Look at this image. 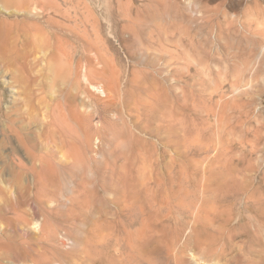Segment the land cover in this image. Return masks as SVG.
Wrapping results in <instances>:
<instances>
[{
	"label": "rangeland",
	"instance_id": "rangeland-1",
	"mask_svg": "<svg viewBox=\"0 0 264 264\" xmlns=\"http://www.w3.org/2000/svg\"><path fill=\"white\" fill-rule=\"evenodd\" d=\"M112 81L124 98L122 120L91 98L105 97L101 86ZM52 101L62 103L63 115L73 104L86 111L93 139L111 119L119 148L133 154L139 198L147 196L145 181L155 188L147 194L158 203L148 208L166 214L160 200L167 198L179 219L187 215L195 225L197 216L196 227L215 234L221 253L195 264H264V0H0V238L20 246L40 233V217L29 213L37 180L7 126L32 150H53L44 125ZM69 114L66 122L78 130ZM7 153L24 168L9 165ZM158 183L177 190L161 192ZM65 190L60 184L58 195ZM114 193L102 192L111 218L119 209ZM15 207L34 222L20 226L26 231L15 226ZM146 210H137L139 223ZM90 228L58 225L55 244L65 238L63 247L56 244L65 260L81 264L73 249L84 248L77 241L91 236ZM148 232L139 240L154 235ZM93 238L89 244L101 248ZM0 262L30 264L16 252Z\"/></svg>",
	"mask_w": 264,
	"mask_h": 264
},
{
	"label": "bare ground",
	"instance_id": "bare-ground-1",
	"mask_svg": "<svg viewBox=\"0 0 264 264\" xmlns=\"http://www.w3.org/2000/svg\"><path fill=\"white\" fill-rule=\"evenodd\" d=\"M91 63L93 65V61ZM93 69L95 70V68ZM103 72L100 71V75H103ZM92 82L93 81L90 80L89 84L94 87L95 85ZM117 84V82L115 83L112 81L104 86L102 85L101 92H103L105 97L91 98L94 104L99 106L101 110L109 111V114L111 113L115 118L122 120V114H124V98L120 97L121 89L119 90ZM97 88L98 87L95 86L93 89ZM71 99L73 100V98L70 97V100ZM75 99L74 103L78 100ZM79 103L81 102L79 101ZM51 105L49 114L46 113L47 120L44 125L51 133L50 137L52 144L50 148H53V150L48 148H44L42 151L32 150L28 146L29 144L27 145L26 142H24L19 130L10 125L7 126L11 138L12 136L15 137L17 144L24 147L25 155L29 161L26 168L37 180L32 196L29 197V204L31 205V212L29 213L32 217L39 216L41 222H39L40 233L38 232L39 234H37V236L34 235L35 237L33 238L30 236L32 240L29 237V240L26 238V243L28 245H23L21 243L23 246H20V244L18 245L16 242L12 243L6 241V234L4 238H0V260L6 259V252L10 254L16 252L19 257L24 258L30 264H54L53 262H55V264H77L76 261L65 260L68 255H66V253L64 254V252L62 253L57 248L59 243L60 245L62 244L63 247L65 243L64 237L60 236L61 238H59L60 240L57 242L58 246L56 245L57 243L55 244V240L58 238L56 237V235H58V225L64 221H72L76 223L77 226L81 225V227L88 224L89 227H91L89 233L92 232V238L99 237V241L102 243V247L98 249L94 247L93 244H89L91 242L90 235H88L89 237L86 236V239L77 235V238L79 236L77 242L81 245L83 244L84 248H74L73 256H76L81 264H195L196 262L198 263V260L204 259V257H214L221 253V251H217L218 245L216 248L215 234H208L206 231L196 227L198 222L197 216L192 220V222L196 224L190 225L191 222L187 219V215L179 219L173 214L172 200L166 197V199L160 200V203L167 208L166 214H162L157 208L155 210L153 208L149 209L148 207H152L153 204L157 202V198L154 203L153 196L147 194H153V192H155V188L150 182L145 181L146 188L144 190L147 192L145 199L139 198L138 191L140 190L136 191L137 189L135 187L137 179H135L134 174L131 173L133 154L130 151H124L119 148L117 140L118 133L111 119L107 121L109 128L107 129V126L103 127L104 129L98 132L99 135H96L98 137H94L95 139H93V133L88 131L85 127L86 119L88 120V113L86 111L79 110L80 108L79 106V109L77 108V104L71 106V111L75 116V122H77L78 125L77 130V127L74 129L70 126L71 123L66 122L68 121L66 120L68 116L66 117L65 115L69 114L71 111L63 115L61 111L63 105L60 101H54ZM66 106H69V104ZM82 106L85 107V103H82ZM161 115L163 116V114ZM121 124L124 123L122 122ZM97 142L100 143L97 144ZM6 151L9 150L6 149ZM10 153H7L9 165L13 168L16 167L15 169H17V167L23 169L25 165L21 162V159L12 158ZM59 153L62 154L59 155ZM98 155H100L99 158H97ZM102 155L106 157V161L101 158ZM62 160H64L65 163H63ZM78 161H84V164L78 165ZM88 171L93 172L94 176L89 177L87 175L89 173ZM105 173L109 174L108 177L110 176L113 181V183L111 182L112 184L108 183L110 181H107ZM158 180L154 181L156 182ZM70 182H73L72 189L68 188ZM139 182L142 184L141 181ZM180 183L181 182L177 183L178 187L176 188H181ZM60 184H63L66 189L62 196H59L57 192ZM194 185L198 186L197 183ZM143 186L144 185H142V188ZM157 189L161 192L166 191L165 193L168 194L177 190L167 186L163 188L164 190H161V185H159V183ZM111 190L115 192L114 195L117 194L118 197L116 198L119 200V209L115 211V218H111L114 211L106 205V198L104 194H102L104 191L107 193V191ZM143 194H145V192ZM179 201L181 204L183 203V200ZM192 204L190 203V205ZM146 207L148 210L144 212L145 217L144 215L143 217L141 216L142 218L139 223L137 210H144ZM14 209L15 226L26 231L27 229H22L20 226H25L34 222H32L23 210L17 207ZM193 215H196V213H193ZM137 223H139V227H135ZM188 228L191 229V233L185 234ZM147 232L154 233V235L152 234L153 236L150 235L152 237H150V239H152L154 243L151 248L147 246L150 239L146 240L143 238V240H139L141 239L139 237ZM185 235L187 236L183 239ZM146 238H149L148 235ZM192 241L194 245L191 243ZM96 243L98 242L96 241ZM190 243L193 245V248L188 246ZM189 248L191 250L189 254H187ZM68 253V258L72 259L73 256L70 257L72 252L70 253L69 251ZM187 255L189 257H187ZM259 255L260 260L264 262V252L260 250ZM256 263L257 261L254 259L248 260V264ZM0 264L2 263L0 262Z\"/></svg>",
	"mask_w": 264,
	"mask_h": 264
}]
</instances>
